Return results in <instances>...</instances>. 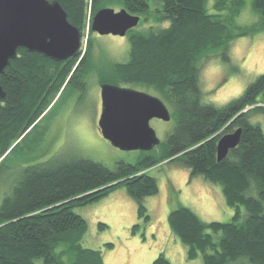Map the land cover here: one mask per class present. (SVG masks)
I'll return each mask as SVG.
<instances>
[{"label": "trees", "instance_id": "16d2710c", "mask_svg": "<svg viewBox=\"0 0 264 264\" xmlns=\"http://www.w3.org/2000/svg\"><path fill=\"white\" fill-rule=\"evenodd\" d=\"M49 1H59L70 23L84 33L86 0ZM208 1L122 0L123 9L145 22L153 7L157 25L147 33L131 34L129 60L109 69L95 68L91 38L85 54L81 49L78 57L62 62L19 49L18 57L0 75L8 99L0 100V157H5L0 170L30 143L38 118L69 79V84L80 79L84 89L85 71H97L100 83L161 93L174 105L171 114L177 124L161 152H144L136 164L121 163L114 171L90 159L28 166L0 207L1 264H67V260L69 264H105L100 250L81 244L88 224L75 208L99 202L125 187L138 205L140 219L148 221L144 201L159 193L158 180L148 171L163 163L190 170L191 178L203 176L220 185L227 205L235 211L230 222H205L186 207L169 214L170 229L188 249V260L264 264V130L250 120L252 114L264 115V75L222 107L205 103L200 86L201 70L210 58L221 56L229 62L235 39L264 30V0H253L261 20L248 28L235 25L243 0L228 7L227 18L221 11L230 0H219L216 13L209 10ZM104 2L94 0V15L105 7ZM238 128L242 129L240 143L218 161L219 139ZM153 264L172 263L161 254Z\"/></svg>", "mask_w": 264, "mask_h": 264}, {"label": "rangeland", "instance_id": "374dc122", "mask_svg": "<svg viewBox=\"0 0 264 264\" xmlns=\"http://www.w3.org/2000/svg\"><path fill=\"white\" fill-rule=\"evenodd\" d=\"M121 1L106 0L104 8L118 12L123 9ZM218 1H208V8L212 13L219 11L216 7ZM234 1L230 0L226 9L221 11L225 18L229 17L228 7ZM243 1L244 7L236 17L235 25L241 28L257 25L261 17L254 10L253 0ZM86 3L82 54H85L91 38L92 62L100 70L109 69L115 63L127 62L131 51L130 35L147 33L157 25L152 7L149 21L145 22L142 17L139 25L125 37L91 34L95 16L94 0H86ZM169 25L168 22L163 27L167 28ZM229 57V62L217 56L204 64L200 86L205 103L225 106L242 96L250 84L264 75V30L235 39L231 43ZM81 59L82 57L78 62ZM85 73L81 80L86 82V87L81 90V81L77 79L65 91L61 90L55 96V102L52 100L49 103L54 102L46 118L31 134L30 143L27 142L22 151L13 155L0 170V207L4 198L12 194L14 186L22 179L28 166L48 161L69 163L90 159L114 171L121 163L136 164L143 157L144 152L122 151L102 136L99 120L102 112L100 85L103 83H100L94 69ZM123 87L156 96L167 105L171 113L175 112L174 105L154 89ZM250 120L254 124H260L264 130V115L252 114ZM176 124L175 116L169 122L159 119L150 122L161 141L153 153L158 150L161 152L165 147ZM4 158L0 157V163ZM148 172L159 183V193L144 201L150 219H140L137 203L129 196L125 187H120L99 202L75 208V212L88 224L81 244L88 249L100 250L105 264H153L161 254H165L172 264H204L202 257L188 260V249L171 231L168 217L173 210L186 207L205 222H230L235 211L227 205L222 187L203 176L191 178L190 170L176 164L163 163ZM101 224L106 227L102 229ZM136 225L138 226L134 229ZM108 244L113 247H107Z\"/></svg>", "mask_w": 264, "mask_h": 264}, {"label": "water", "instance_id": "95a60500", "mask_svg": "<svg viewBox=\"0 0 264 264\" xmlns=\"http://www.w3.org/2000/svg\"><path fill=\"white\" fill-rule=\"evenodd\" d=\"M140 21V16L126 9L116 12L103 8L95 14L92 30L101 36L125 37ZM82 39L81 31L70 23L59 1L0 0V75L18 57L19 49L62 62L80 55ZM100 88L102 136L122 151L155 150L161 141L150 122L153 119L169 122L172 114L167 105L156 96L132 88L110 83H103ZM6 99L0 84V100ZM241 135L242 129L238 128L219 139L218 161L238 146Z\"/></svg>", "mask_w": 264, "mask_h": 264}, {"label": "flooded vegetation", "instance_id": "af4514ba", "mask_svg": "<svg viewBox=\"0 0 264 264\" xmlns=\"http://www.w3.org/2000/svg\"><path fill=\"white\" fill-rule=\"evenodd\" d=\"M70 80V79H69ZM67 81L66 83H65V85H64V87L61 89L62 91H65L66 90V88H68L69 87V83L68 82H70V81ZM85 84H86V82H84ZM85 86V85H84ZM101 86V85H100ZM86 87V86H85ZM87 90V89H86ZM62 91H60V92H62ZM6 96H7V94H6ZM8 99H6V101H7ZM5 101V102H6ZM54 101V100H53ZM55 102V101H54ZM54 102H52V104H50L47 108H46V110L41 114V116L38 118V120H37V122L35 123V125L36 126H38L45 118H46V116H47V114L49 113V109L52 107V105H53V103ZM34 125V126H35ZM33 127H31L29 130H28V132L32 129ZM48 162H52L53 163V161H48ZM44 163V162H43ZM45 163H47V162H45ZM41 164V163H40Z\"/></svg>", "mask_w": 264, "mask_h": 264}]
</instances>
